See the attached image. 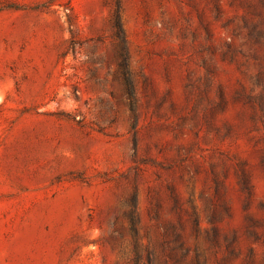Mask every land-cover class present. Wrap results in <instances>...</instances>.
I'll use <instances>...</instances> for the list:
<instances>
[{
    "label": "rangeland",
    "instance_id": "1",
    "mask_svg": "<svg viewBox=\"0 0 264 264\" xmlns=\"http://www.w3.org/2000/svg\"><path fill=\"white\" fill-rule=\"evenodd\" d=\"M0 264H264V0H0Z\"/></svg>",
    "mask_w": 264,
    "mask_h": 264
},
{
    "label": "trees",
    "instance_id": "2",
    "mask_svg": "<svg viewBox=\"0 0 264 264\" xmlns=\"http://www.w3.org/2000/svg\"><path fill=\"white\" fill-rule=\"evenodd\" d=\"M174 237L177 238V241L179 243L178 245L181 247V253L180 254L181 255H185L188 252V246L185 245V243L181 239V236L178 233H175L174 234ZM160 246L162 248H164V244H160ZM168 255L171 256V257H173V258L176 257V254H174V253H169Z\"/></svg>",
    "mask_w": 264,
    "mask_h": 264
}]
</instances>
